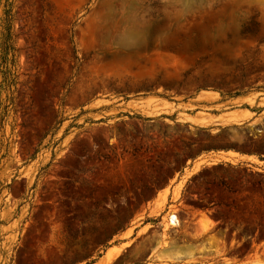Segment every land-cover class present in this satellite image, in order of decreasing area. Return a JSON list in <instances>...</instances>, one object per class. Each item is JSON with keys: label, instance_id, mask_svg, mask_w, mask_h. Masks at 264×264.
<instances>
[{"label": "rangeland", "instance_id": "1", "mask_svg": "<svg viewBox=\"0 0 264 264\" xmlns=\"http://www.w3.org/2000/svg\"><path fill=\"white\" fill-rule=\"evenodd\" d=\"M0 264H264V0H0Z\"/></svg>", "mask_w": 264, "mask_h": 264}, {"label": "bare ground", "instance_id": "2", "mask_svg": "<svg viewBox=\"0 0 264 264\" xmlns=\"http://www.w3.org/2000/svg\"><path fill=\"white\" fill-rule=\"evenodd\" d=\"M171 216L169 217V222L171 223L172 221L170 220ZM172 224V223H171Z\"/></svg>", "mask_w": 264, "mask_h": 264}]
</instances>
